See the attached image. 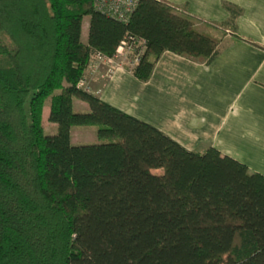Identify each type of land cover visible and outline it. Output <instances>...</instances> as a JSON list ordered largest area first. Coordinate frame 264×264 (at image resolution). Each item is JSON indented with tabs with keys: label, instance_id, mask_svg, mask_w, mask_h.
<instances>
[{
	"label": "trees",
	"instance_id": "16d2710c",
	"mask_svg": "<svg viewBox=\"0 0 264 264\" xmlns=\"http://www.w3.org/2000/svg\"><path fill=\"white\" fill-rule=\"evenodd\" d=\"M228 33L259 47L163 0H140L127 22L94 0H0V264H264L263 175L80 86L125 42L131 61L143 51L127 71L147 83L164 52L209 65ZM94 125L106 143H72Z\"/></svg>",
	"mask_w": 264,
	"mask_h": 264
},
{
	"label": "crops",
	"instance_id": "0c3cea01",
	"mask_svg": "<svg viewBox=\"0 0 264 264\" xmlns=\"http://www.w3.org/2000/svg\"><path fill=\"white\" fill-rule=\"evenodd\" d=\"M163 1L206 22L233 23L240 37L259 47L228 33L209 65L167 51L149 82L118 67L96 94L189 151L212 147L264 176V0ZM84 20L86 43L90 21L85 29Z\"/></svg>",
	"mask_w": 264,
	"mask_h": 264
},
{
	"label": "rangeland",
	"instance_id": "374dc122",
	"mask_svg": "<svg viewBox=\"0 0 264 264\" xmlns=\"http://www.w3.org/2000/svg\"><path fill=\"white\" fill-rule=\"evenodd\" d=\"M89 22V17H85L84 26L85 29L87 27V23ZM84 41H87V35L84 36ZM131 62L130 58L118 61V64L121 65L125 70H127V66H131L129 64ZM118 67L109 64H102L99 69H89L87 71V77L84 83L82 84V88L89 90L90 92L97 93L102 88L108 76ZM129 68V67H128ZM103 72V73H102ZM103 74L102 78L99 79V75ZM74 109L76 112H84L89 110L88 104L82 101H75ZM50 115V107L49 102L46 104L43 113V124L47 134H55L56 129L55 125L49 121ZM98 126H86V127H75L72 129L73 143L74 145H96L103 144L108 141V138H100L98 135Z\"/></svg>",
	"mask_w": 264,
	"mask_h": 264
},
{
	"label": "built area",
	"instance_id": "2783aa9c",
	"mask_svg": "<svg viewBox=\"0 0 264 264\" xmlns=\"http://www.w3.org/2000/svg\"><path fill=\"white\" fill-rule=\"evenodd\" d=\"M140 0H94L95 9L109 17L116 18L122 22H127L133 12L136 10ZM137 43V42H136ZM136 52L135 42L127 43L125 42L117 51V53L113 57H109L103 54H97L93 61L90 63L88 70L91 69H99L102 64L114 65L116 67H121L118 64V61L127 59L131 54ZM143 51L140 50L136 53L134 59L129 62L131 67L139 62V58L142 55ZM80 84L82 87V84ZM89 91V90H88Z\"/></svg>",
	"mask_w": 264,
	"mask_h": 264
}]
</instances>
